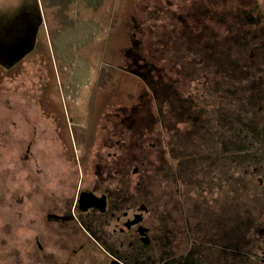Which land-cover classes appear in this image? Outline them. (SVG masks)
<instances>
[{"label":"rangeland","instance_id":"374dc122","mask_svg":"<svg viewBox=\"0 0 264 264\" xmlns=\"http://www.w3.org/2000/svg\"><path fill=\"white\" fill-rule=\"evenodd\" d=\"M245 2L248 8L223 0H0L6 17L20 11L0 36L15 34L28 14L30 25L37 22L30 43L0 53V264H104L93 237L113 230L116 221L81 212L84 190L106 194L110 211L116 202L123 211L142 203L160 210L163 228L169 203H187L190 214L212 222L216 216L226 221L229 209L233 214L231 194L218 189L239 176L231 177L226 157L253 142L242 134L250 126L264 141V80L254 77L264 59L263 67L260 61L252 67L248 58L250 49L264 45V19L255 6L264 0ZM188 20L205 39L201 32V41L187 34ZM208 22L211 31L204 29ZM213 35L220 41L212 42ZM190 46L198 54L195 65L183 56ZM164 47L171 49L165 60L171 70H185L171 77L175 82L164 80V65L153 60L163 59ZM119 55L122 69L134 76L119 80L120 91L109 71ZM104 70L111 74L100 79ZM188 70L202 75L193 80ZM101 95L111 100L95 131ZM235 185L241 190L242 179ZM242 197L237 191L232 206L237 235Z\"/></svg>","mask_w":264,"mask_h":264},{"label":"flooded vegetation","instance_id":"af4514ba","mask_svg":"<svg viewBox=\"0 0 264 264\" xmlns=\"http://www.w3.org/2000/svg\"><path fill=\"white\" fill-rule=\"evenodd\" d=\"M243 3L244 0L235 2L231 0L234 7L248 8V2H245V5H242ZM255 6L264 19V5L255 2ZM261 35L264 44V24ZM218 41L220 40L217 39ZM248 58L252 67L259 61L263 67L264 45L259 49H250ZM263 71L255 73L254 77L264 80ZM259 110L262 111L263 108L259 107ZM248 131H243L242 134L246 136L245 138L254 139L253 142L248 143L245 151L238 152L232 148L226 157L232 167L231 170L229 168L233 172L231 177L239 174L236 178L242 179L244 184L242 189H236L235 177L231 185L227 182L228 185L218 186L222 192L227 190L231 194L232 206L236 201L237 191L240 197L243 196L244 220L241 222L242 227L238 235L235 228L237 223L235 210L232 206L233 214L230 216L229 209L226 221L213 213L212 217H216L212 222L207 217L190 214L187 203H175L176 206L169 203L163 211L165 214L163 228L161 215H158L160 210L148 208L142 203L137 206L130 204L123 211V204L116 202L113 204L115 209L110 211L109 197L102 194L107 198L104 211L98 206L82 210L79 201L77 207L83 213L105 216L107 223L116 221L113 230L106 229L95 234L99 240L93 237L104 252V264H264V141L251 126L248 127ZM234 134L236 136L237 132H231L230 136L233 137ZM255 140L263 142L257 144L254 143ZM236 153L239 155L238 161ZM229 170L227 172L230 176ZM213 190L209 192H215ZM205 196L209 197V194ZM146 210L148 215L153 217L148 216V219L147 214L145 215ZM86 231L90 235L87 229Z\"/></svg>","mask_w":264,"mask_h":264},{"label":"trees","instance_id":"16d2710c","mask_svg":"<svg viewBox=\"0 0 264 264\" xmlns=\"http://www.w3.org/2000/svg\"><path fill=\"white\" fill-rule=\"evenodd\" d=\"M229 2H231V0H223V3L222 4H226V3H229ZM203 4H204V7H207L208 5H207V3H204L203 2ZM203 7V8H204ZM22 13V12H21ZM138 14V13H137ZM208 12H205V15H204V18L207 16L208 18H212L213 17V14H208ZM186 16L188 17V18H191V12H186ZM20 17V11L18 10V11H16L14 14H8L7 13V17H6V14L5 13H0V29H4V28H6V27H8V26H11V25H13L14 24V22L18 19ZM32 18H33V16L32 15H29L28 14V16H26V18H25V20L24 21H22V22H20V24L18 25L19 26V29H16V30H18L17 32L15 31V34H13V31H10L9 29V34H6V33H4L2 36H0V40H2V42H6L7 43V45H8V47L7 48H3L2 46H1V44H0V53L2 52V54H5L6 53V50L7 49H15V48H17V47H20L21 46V44H23V43H25V44H28V43H30L32 40H33V36L34 35H36V34H34L35 32L37 33V26H36V23L35 24H33V25H30V20H32ZM129 18L130 17H128L127 18V15H125L122 19L124 20V22H123V24L122 25H124L123 27H125V26H127V22H128V20H129ZM204 18H202V20L204 19ZM3 19V22H1V20ZM128 19V20H127ZM122 20V21H123ZM200 23V26L202 25L201 23H202V21H200L199 22ZM129 25L130 24H132V22H129L128 23ZM128 25V26H129ZM186 30L188 31L187 32V34H191L194 38H192V39H198V40H202V39H200V38H196V37H198L197 35H199V32H201V34H202V31H200V28H198V25L196 24V23H194L193 21L191 22V21H189L188 20V22H186ZM212 23L211 22H208L207 23V25H206V27H204V29H206V28H210L209 29V31H211V27H212ZM125 27V28H123L124 30H126V31H130V28H131V25L129 26V27ZM27 28H30V29H28V31H27ZM204 31V30H203ZM219 33H222V34H224V33H226L225 31H223L221 28L219 29V30H217ZM28 33H30V34H34V35H32V37L30 38V40L28 41V43H26V39H27V35H28ZM144 33V32H143ZM142 33V34H143ZM178 36H180L179 34H178ZM178 36H177V39H178ZM217 35H213V37H212V42H216L217 41V37H216ZM202 37H204V39H205V36L202 34ZM201 37V38H202ZM145 38H147V36H141V39L143 40V41H146V42H148V40L147 39H145ZM32 39V40H31ZM19 41V42H18ZM179 41H180V39H179ZM33 43H34V41H33ZM141 46V48H146L147 49V47L145 46V44H143V42L141 41V44H140ZM197 45H202L201 43H199V44H197ZM139 47V50L141 51V48ZM35 48V44H34V46H33V48L32 49H29V51L25 54V55H27L28 53H30L33 49ZM157 49H160V48H157ZM162 49V48H161ZM185 49H186V51L184 52L183 51V53H184V55L183 56H186V57H188L189 59H190V61L192 62V64L193 65H195V64H197V63H193V61L194 62H197L196 61V57H197V52H196V48L194 47V46H190V47H185ZM149 51V50H148ZM162 52V55H163V59L162 60H156L157 59V57H153V54L151 55V57H153V60H155L156 62H158V63H161V64H163L164 66L163 67H165V71H166V73H165V75H164V77H163V79L164 80H166V81H171V82H175V80L174 79H171V77H173V75L174 76H176V75H180L179 77H181L183 74H185V70H180V69H177V68H174V69H172L171 70V67L169 66V64H166V62H165V60H166V56L168 55V54H170L171 53V49L170 48H167V47H164V49L163 50H161ZM177 52H178V49L176 50V56L177 57H180V55L179 54H177ZM23 54V53H22ZM21 54V55H22ZM146 54V53H145ZM1 55V54H0ZM149 54H147V56H148ZM159 57V56H158ZM1 58V57H0ZM7 58V57H6ZM121 61L123 62V57L121 56V55H119V57L118 56H116V58H113V60L110 62L111 64V68H110V70L109 71H112V73L114 72V78H115V80H116V85H114L115 87H117L118 89H119V91L121 90L120 89V85H119V80H123V81H125L126 80V78H125V76L128 74V75H130L131 77H134L131 73H129V72H126L125 70H123L122 69V67H121ZM7 62H9V63H11L12 61H8L7 60ZM9 63H7V64H9ZM156 64V63H155ZM186 64V63H185ZM190 64V63H189ZM191 64V65H192ZM160 65V64H159ZM200 65V64H199ZM157 67L160 69V71H161V68L157 65ZM162 67V68H163ZM105 71V70H104ZM103 71V73L101 74V76H100V79H102V77H104L106 74L108 75V74H111V73H109L107 70L104 72ZM189 71V73H188V75L189 76H193V80H196L200 75H202V74H200L199 73V75H198V73H197V70H188ZM187 73V72H186ZM186 75V74H185ZM189 76H186V77H189ZM111 79V78H110ZM186 80H187V78H186ZM114 86H113V88H114ZM179 87V86H178ZM97 87H95V89H94V91L95 90H98V88L96 89ZM94 93H96V92H94ZM106 93H104V95H105ZM104 95H101L102 96V99H97V100H95L96 101V103H94L96 106H95V110L96 111H94L95 112V117H94V119H93V126L96 128V126H97V123H98V120L100 119V117H99V115H102L103 113H104V111L106 110V108L108 107V105L110 104V98L108 97V96H104ZM104 97V98H103ZM117 97V96H116ZM60 111H62L63 112V109H60ZM63 114V113H62ZM94 115V114H93ZM93 117V116H92ZM91 117V118H92ZM97 130V128L95 129V131ZM96 138V134H91V141H93V140H96L95 139ZM89 145H91V144H89ZM83 158V157H82ZM84 161V160H83ZM138 166L136 167V166H134V169H135V171L137 172L138 171Z\"/></svg>","mask_w":264,"mask_h":264},{"label":"water","instance_id":"95a60500","mask_svg":"<svg viewBox=\"0 0 264 264\" xmlns=\"http://www.w3.org/2000/svg\"><path fill=\"white\" fill-rule=\"evenodd\" d=\"M78 201L82 210H86L92 206H98L104 211L106 209L107 198L106 195H97L92 191L84 190L80 193Z\"/></svg>","mask_w":264,"mask_h":264}]
</instances>
